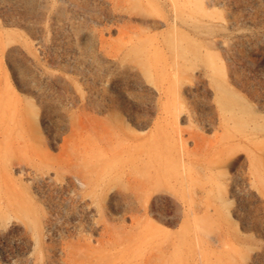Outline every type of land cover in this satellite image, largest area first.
Here are the masks:
<instances>
[{
    "label": "rangeland",
    "instance_id": "obj_1",
    "mask_svg": "<svg viewBox=\"0 0 264 264\" xmlns=\"http://www.w3.org/2000/svg\"><path fill=\"white\" fill-rule=\"evenodd\" d=\"M229 255L264 264V0H0V264Z\"/></svg>",
    "mask_w": 264,
    "mask_h": 264
},
{
    "label": "bare ground",
    "instance_id": "obj_2",
    "mask_svg": "<svg viewBox=\"0 0 264 264\" xmlns=\"http://www.w3.org/2000/svg\"><path fill=\"white\" fill-rule=\"evenodd\" d=\"M178 6L179 5L177 4L175 7L178 8ZM206 60H207L206 62L208 63V65L210 67V72L212 75V78H211L212 83L215 85V88H217V91L221 93L220 96L222 97V99H226L229 101L228 103L223 102L222 107L230 112V111H233V109L236 108V106L237 107L243 106L244 102H243L242 97L239 94H237L234 90H232L230 88V86H228V83H227L226 78H225L224 69L215 63V55L208 54ZM230 114H231V112H230ZM23 142L29 143L25 139H23ZM39 142L40 141H38V143H35L34 147L33 146H31V147H33L35 149L37 147V145L39 144ZM24 146L25 145H23V147ZM117 148L119 149L118 146H116V147L111 146L110 148L105 150V152L103 153V156L106 157L104 160V162H105L104 164L106 165V168H112V167L116 168L117 167V161L121 158L119 155H117V150H116ZM32 156H34L35 158H39L40 155L37 152V149L32 151ZM40 160L44 164H47V166L51 165V155L48 152H43ZM118 173L120 174V171ZM151 173L152 172L150 171L149 166L146 165L141 170L138 169L137 175H136L137 179L139 180V182L141 183V185L144 188L143 194L146 196H149L152 193H154V191H153L154 188H152V187L156 182L153 183V182H151L152 180L159 181L158 183H160V184H163L166 182L171 183V181L172 182L176 181V183L179 187H183L185 185L182 183V181L185 179V177L180 172L175 173V175H172V176H162L161 174L157 175L159 172L156 173V175H152L153 173L152 174ZM179 173H180V176H178ZM186 178H188V176H186ZM206 222L210 223L208 220ZM149 226H150V228H153L155 230H159L158 226L154 225L153 223H150ZM185 227L186 226L184 224L183 228H185ZM183 234H184V232H183ZM237 254H238V252H237ZM230 256L231 255H229L228 260H229L230 264H232V259L234 262L235 257L233 256L232 258H230ZM200 262H201V264H210L209 260L204 258V257H200ZM215 264H217V263H215Z\"/></svg>",
    "mask_w": 264,
    "mask_h": 264
}]
</instances>
